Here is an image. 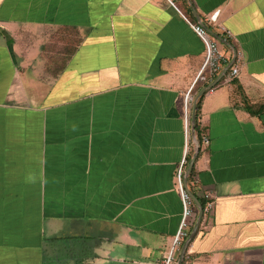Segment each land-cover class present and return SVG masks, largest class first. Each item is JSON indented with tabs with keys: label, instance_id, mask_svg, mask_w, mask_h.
<instances>
[{
	"label": "crops",
	"instance_id": "1",
	"mask_svg": "<svg viewBox=\"0 0 264 264\" xmlns=\"http://www.w3.org/2000/svg\"><path fill=\"white\" fill-rule=\"evenodd\" d=\"M184 159L177 260L264 264V0H0V264H159Z\"/></svg>",
	"mask_w": 264,
	"mask_h": 264
},
{
	"label": "built area",
	"instance_id": "2",
	"mask_svg": "<svg viewBox=\"0 0 264 264\" xmlns=\"http://www.w3.org/2000/svg\"><path fill=\"white\" fill-rule=\"evenodd\" d=\"M171 5L174 6V0H169ZM219 12H216L211 17H209L208 22L215 23L218 18ZM193 31L196 35L201 39L205 46V58L203 64L198 73V77L196 82L200 79H206L205 76H214L218 75L223 67L229 65V81H233L236 77H238L240 72V64L242 61V53L236 52L234 56L229 57L223 50V45L220 42L221 40L217 38L203 23L198 24H190ZM219 32H223V28L221 26H217ZM213 92V90H211ZM190 99V93H188L186 97V101ZM186 135L191 139L192 135V126L191 122L188 119V113H186ZM203 142L205 144L208 143L207 138H203ZM186 154L188 153V148L186 150ZM186 165V161L182 162L179 171H178V188L179 193L182 200L183 205V220L181 222L178 233L176 234L173 244L166 256L163 257L162 261L159 264H177V253H179L180 247L183 241L188 237V230L191 227L190 218L193 217L194 214V203L191 197V193L189 188L184 181V167ZM209 195H206L208 198ZM212 209V204L208 202L205 206V211L209 212Z\"/></svg>",
	"mask_w": 264,
	"mask_h": 264
},
{
	"label": "water",
	"instance_id": "3",
	"mask_svg": "<svg viewBox=\"0 0 264 264\" xmlns=\"http://www.w3.org/2000/svg\"><path fill=\"white\" fill-rule=\"evenodd\" d=\"M210 31V30H209ZM211 32V31H210ZM196 122H197V117H196V106H194V111H193V118H192V132L195 135V131H196ZM198 144V141H197ZM199 148V147H198ZM198 151V150H197ZM191 170V167L189 168V171ZM202 213V211H201ZM199 221L198 223H196L195 226V230L192 233V235L190 236V238L185 242V244L182 246V250L180 253V257L178 259V263L177 264H183V260H184V256H185V251L187 249L188 244L190 243L191 239L193 238L194 234L196 233V229L198 227Z\"/></svg>",
	"mask_w": 264,
	"mask_h": 264
},
{
	"label": "trees",
	"instance_id": "4",
	"mask_svg": "<svg viewBox=\"0 0 264 264\" xmlns=\"http://www.w3.org/2000/svg\"><path fill=\"white\" fill-rule=\"evenodd\" d=\"M199 108H200V101L197 105V120H198V115H199ZM203 130L200 129V125L198 124V121L196 122V134H197V138L201 141L203 139V135L202 132Z\"/></svg>",
	"mask_w": 264,
	"mask_h": 264
}]
</instances>
